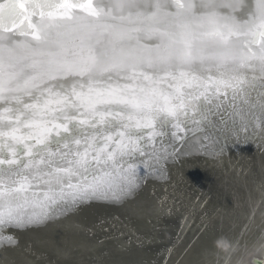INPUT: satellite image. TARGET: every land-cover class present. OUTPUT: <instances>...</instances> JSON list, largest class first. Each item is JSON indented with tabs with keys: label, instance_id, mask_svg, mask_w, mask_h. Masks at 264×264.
<instances>
[{
	"label": "snow or ice",
	"instance_id": "snow-or-ice-1",
	"mask_svg": "<svg viewBox=\"0 0 264 264\" xmlns=\"http://www.w3.org/2000/svg\"><path fill=\"white\" fill-rule=\"evenodd\" d=\"M0 0V228L116 196L145 134L264 89V0ZM264 107V91L258 94ZM175 135V133H173ZM123 182V187H121ZM0 239L11 241L10 237Z\"/></svg>",
	"mask_w": 264,
	"mask_h": 264
},
{
	"label": "rangeland",
	"instance_id": "rangeland-1",
	"mask_svg": "<svg viewBox=\"0 0 264 264\" xmlns=\"http://www.w3.org/2000/svg\"><path fill=\"white\" fill-rule=\"evenodd\" d=\"M249 190L262 203L247 221ZM263 190L264 161L7 236L0 264H222L230 253L238 260L262 245Z\"/></svg>",
	"mask_w": 264,
	"mask_h": 264
},
{
	"label": "water",
	"instance_id": "water-1",
	"mask_svg": "<svg viewBox=\"0 0 264 264\" xmlns=\"http://www.w3.org/2000/svg\"><path fill=\"white\" fill-rule=\"evenodd\" d=\"M252 3L254 0H244L245 7L236 13L238 18H246L247 6ZM262 91L258 85L251 93L255 107L232 106L231 102L217 107L215 100L202 102L194 110L190 108L187 116L180 117L179 128L174 126L175 121H170L164 126L158 125L157 132L162 135L154 141H149L145 134L143 155L137 152L125 158L124 168L134 166V183L128 191L116 196L59 202L38 223L0 228V237L263 162L264 107L258 101ZM120 186H124L123 182ZM255 262L261 260L255 259Z\"/></svg>",
	"mask_w": 264,
	"mask_h": 264
},
{
	"label": "bare ground",
	"instance_id": "bare-ground-1",
	"mask_svg": "<svg viewBox=\"0 0 264 264\" xmlns=\"http://www.w3.org/2000/svg\"><path fill=\"white\" fill-rule=\"evenodd\" d=\"M259 190V189H258ZM258 190H257V192H258ZM264 191V190H263ZM256 192V193H257ZM256 197H255V195H254V193L252 192V191H248V193H247V195H246V204L250 207L249 208V210H248V213L246 214V215H244L245 213H243L244 212V210L243 211H241L237 216H235L234 217V219L233 220H230L229 219V228H227V230H225L226 232L225 233H223L222 235H219L218 237H217V234H214V236H210L209 237V239H210V244L211 245H213V243H215L216 241H218V240H220L223 236H225L226 234H230V232H231V230L233 229L232 227H231V225L230 224H233V222L234 221H236V220H238L240 217H242L243 215L246 217L247 216V221H249L250 219L252 220V218L254 217H256L257 215H259V214H261V213H258L261 209H260V206H261V203H262V196H261V194H259V196H258V198L256 199V201L254 202V199H255ZM227 225V226H228ZM247 225V224H246ZM245 225V226H246ZM45 239H47V238H45ZM39 240H41V238H39L38 239V241ZM50 240V239H49ZM263 242L261 243L262 245L261 246H255V247H252V251L250 252V254L248 253V256H246V257H243V255L242 256H240L241 258L240 259H235L234 261H231L232 259H233V257H231V254L232 253H230L228 256H226V258L224 259V262L222 263V264H246L245 262H247V261H249V263L248 264H264V238H263V240H262ZM38 243V242H37ZM43 243H46V244H48V242H44L43 241ZM45 244V245H46ZM234 245L236 246L237 244H236V242L234 243ZM46 246H48V245H46ZM190 246V245H189ZM188 246V247H189ZM235 246H233V248L235 247ZM36 247H39L40 248V246L37 244V246ZM231 249H230V247L229 248H227L226 249V252H225V254H224V256L226 255V254H228L229 252H231L230 251ZM248 250H250V249H248ZM248 250H246V252H248ZM65 253V252H64ZM136 253H138V255H139V251H137ZM64 255L61 253L60 254V257H63ZM223 256V257H224ZM38 259H40V258H38ZM255 259H260L261 260V262H259V263H257V262H255ZM243 260H246L245 262H243ZM36 261V260H35ZM35 261H34V263H30V262H28V261H26V260H24L23 261V263H21V264H36L35 263ZM139 262V263H138ZM141 263H144V262H140V261H137V262H134V263H132V264H141ZM47 264H50V263H47ZM131 264V263H130Z\"/></svg>",
	"mask_w": 264,
	"mask_h": 264
}]
</instances>
